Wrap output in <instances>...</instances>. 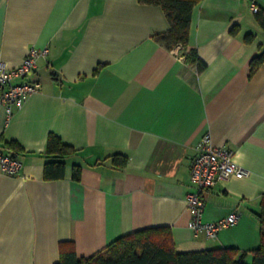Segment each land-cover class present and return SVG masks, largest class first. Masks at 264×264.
<instances>
[{
  "label": "crops",
  "instance_id": "0c3cea01",
  "mask_svg": "<svg viewBox=\"0 0 264 264\" xmlns=\"http://www.w3.org/2000/svg\"><path fill=\"white\" fill-rule=\"evenodd\" d=\"M255 2L264 13V0ZM168 29L160 6L137 0H0L6 65H19L31 47L49 49L28 76L41 89L10 115L0 104V150L16 143L23 164L17 175L0 172V264H55L61 241L87 258L158 226L170 228L181 252L259 246L264 64L252 74L249 64L264 51V26L248 0H200L189 29L206 64L198 74L178 47L153 38ZM207 132L249 171L202 191L203 221L241 212L213 240L188 227L185 200L190 160ZM50 133L77 150L55 180L43 176ZM118 153L127 156L123 167L114 164Z\"/></svg>",
  "mask_w": 264,
  "mask_h": 264
},
{
  "label": "trees",
  "instance_id": "16d2710c",
  "mask_svg": "<svg viewBox=\"0 0 264 264\" xmlns=\"http://www.w3.org/2000/svg\"><path fill=\"white\" fill-rule=\"evenodd\" d=\"M139 3L158 5L162 8L169 23L166 32H156L153 38L167 50L178 47V54L184 58L188 67L195 66L196 73L203 71L206 64L199 58L198 51L189 44V29L193 7L200 0H137ZM258 21L264 26V13L256 12ZM252 34H246L245 42H251ZM264 64V51L250 60L252 74ZM8 153L16 157L19 147L16 143L7 144ZM72 146L63 143L55 134L50 133L46 144L47 160L44 164V179L63 178L65 158L75 154ZM115 165L123 167L127 156L114 154ZM81 166H72V179L79 181ZM261 210L257 214L259 223V246L251 251L235 248H214L200 251H177L168 226L150 227L133 231L112 241L101 251L90 257H79L73 242L59 243V259L55 264H264V193L260 195ZM251 260L247 261V256Z\"/></svg>",
  "mask_w": 264,
  "mask_h": 264
},
{
  "label": "built area",
  "instance_id": "2783aa9c",
  "mask_svg": "<svg viewBox=\"0 0 264 264\" xmlns=\"http://www.w3.org/2000/svg\"><path fill=\"white\" fill-rule=\"evenodd\" d=\"M248 3L253 13L259 11L255 0H248ZM48 52L47 47H31L22 62L14 67H8L0 54V104L5 106L8 115L12 113V108L22 106L31 94L41 89L40 81L29 79L28 76L35 71L38 60L45 58ZM22 165L17 156L0 150V172L14 176L20 172ZM248 175L249 171L236 162L235 151L228 145L215 144L208 132L199 139L190 160L189 179L193 190L185 198L191 213L188 227L195 235L202 234L213 240L221 229L235 225L241 217V212L235 209L216 221H203L202 191L230 177Z\"/></svg>",
  "mask_w": 264,
  "mask_h": 264
}]
</instances>
